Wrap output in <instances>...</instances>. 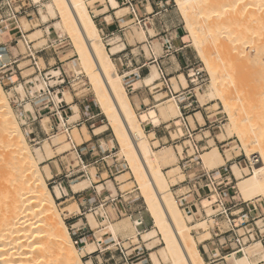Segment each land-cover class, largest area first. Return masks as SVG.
I'll return each instance as SVG.
<instances>
[{"label":"bare ground","instance_id":"1","mask_svg":"<svg viewBox=\"0 0 264 264\" xmlns=\"http://www.w3.org/2000/svg\"><path fill=\"white\" fill-rule=\"evenodd\" d=\"M31 1L39 5L40 24H30L27 20L20 19V28L26 32L28 40L34 43L33 47H43L47 42L45 35L54 37L55 33L49 27L41 28L42 24L46 25L50 21H55L52 25L54 29H59L70 38L81 72L75 68L73 70L77 75L85 74L96 103L107 121L105 126L96 128L93 134L98 136L104 132L103 129L111 128L113 140L108 141V148L118 150L116 155L126 161L131 174L138 182L140 197L151 219V227L140 233V240L146 243L145 246L149 251V263L205 264L198 245L211 239L207 229L209 222L208 220L195 221L193 216L195 213L191 211L183 215L175 195L184 189L181 186L175 192L171 190V187L184 181V175L180 171L181 167L169 164L166 170L162 168L165 163L168 164L169 161L176 159V155L182 156L183 147L176 146V151L164 148L152 129L147 133L144 131V128H153L157 123L173 121L177 128L175 134L181 137L183 131L179 118L182 114L179 104L177 100L171 98L149 107V101L144 100V104L139 106L140 112L138 114L135 112L123 80L129 76L138 75V73L124 70L123 74H119L112 60V57L122 54L126 45L120 43L119 36L109 39L104 44L94 18L102 16L109 23L111 19L108 14L109 10L115 12L117 19L131 16L125 20L132 25L131 28L135 34V39L131 35L128 37L127 42L131 45L136 41H144L145 30L150 37H155L151 26L146 29L151 22L147 19L149 21L146 23L147 26L141 27V23L135 19L129 7H121L117 0H49L45 4H42L41 0ZM175 2L181 16L185 19V28L189 38L209 73L210 83L203 94H198L197 99L202 106L206 102L220 99L223 111L228 115L227 127H222L221 132L214 138L206 130L198 136L199 139L201 138L199 141L207 139V146L202 149L196 166L201 165V169L215 172L214 177L218 178L222 173L219 169L232 162L234 155L232 156L231 153L237 152L241 146L245 151V157L250 158L254 155L258 158L257 163L249 171L235 163L231 164L229 166L231 176L228 179L233 178L236 181L234 188L242 200L253 201L258 197L264 199V131L261 128H253L258 124L255 123L256 119L259 121L258 119L264 114V102H260L262 103L259 104L262 105L259 106L260 108L250 107L254 110L251 111L252 115L249 112L240 113L232 107L236 101L240 100L234 97L237 90L234 88L235 92H233V88L229 86L233 81L232 75L236 68L231 62V58L236 55L237 51L233 44L238 43L239 47L238 45L236 47L239 51L237 52L240 55L243 53L241 55L244 56L242 69H248L252 65L255 73L260 74L259 78L264 77V0H175ZM241 2H245L242 8L238 7ZM95 3H99L102 7L99 9L94 7ZM89 6L91 7L90 12ZM145 8L150 14L151 7ZM197 25L200 27L198 28ZM248 25L255 27L258 32L254 34L255 31H253L252 34L251 29L245 31ZM121 28L124 31V27ZM250 33L256 35V38L252 39ZM60 37L62 38V35ZM9 40L8 32L0 31V43ZM19 46L21 47V43ZM157 47L156 55L160 52V47ZM142 51L146 58L150 59L151 54L146 45L142 46ZM252 52L255 53L253 57L250 55ZM117 57L121 60L119 56ZM39 60V69L43 70ZM26 64L27 62H24L21 66L24 67ZM147 68L148 74L141 78L140 82L133 84L128 89L129 92L133 93L141 86L148 87L151 91L161 90L162 85L159 82L161 74L158 66ZM28 70H24L22 74L27 73L24 77L33 75V78H28L22 83L17 81L15 76H8L1 82L2 85L10 89L11 85L16 84L10 90L17 92L22 98L30 96L34 99L36 93L40 101L35 98L37 100L35 105L44 103L42 101L47 103L50 98L44 95L43 91L51 84L46 83L41 76L35 75L32 69ZM58 75V71L50 73L51 79ZM39 79H42L41 82ZM255 81L251 89H259L263 91L261 95H264V80L256 79ZM169 83L174 93L188 88L187 79L181 73L177 76L169 75ZM229 87L232 95L229 93ZM237 95L240 94L237 93ZM244 97H241L242 100L246 99ZM52 99L55 103L61 102L59 96H53ZM179 99L182 98L179 97ZM62 101L70 111L67 123L73 127V124L77 122L74 119L79 117V108L72 104L71 96L66 91L63 92ZM156 101L159 99L156 98ZM26 105L31 108L30 104ZM243 111L245 112L244 108ZM48 120V117H44L42 121ZM56 120L61 130L65 120L59 113L56 114ZM187 121L193 130L205 124V119L200 112L189 115ZM61 133L65 134L67 140L65 150L56 149L54 151L46 142L47 140L43 141L41 152L46 161L55 158L54 153L63 154L68 146V151H72L67 134L63 131ZM73 133L78 145L69 135L75 146L83 145L82 139L89 138V132L85 126H82L80 130L74 128ZM172 136L174 134H171ZM232 136L237 138L240 146H233L220 152L216 143H224ZM184 144L188 143L185 141ZM71 154L74 155V152ZM191 170L192 168L189 172ZM89 175L88 179L79 178L78 182L77 180L70 182V189L73 193L85 191L91 186L92 178L90 173ZM51 177L52 172L49 165L39 167L31 154L15 119V114L9 106V100L0 85V264H83L81 258L95 251V245L89 242L81 250L74 247L68 228L62 219V214L71 216L73 211L69 207L57 209L55 201H62L61 189L55 186L51 191L47 187L45 179H51ZM124 177L125 174H121L115 178V181L117 179L118 182L124 183ZM116 184L118 185L117 182ZM80 187L82 189H79ZM102 187V185L98 186L100 190ZM113 189L116 193L114 186ZM212 201L203 199L198 212L201 214L202 210L206 217L210 218L215 213L211 208ZM76 210L79 212L78 207ZM85 217L87 224H91L89 227L95 226L97 229L95 235L98 242L103 241V235H107L106 242L108 243L119 241L117 236L122 231L128 232L129 237H127L130 241H138L133 225L131 224L132 227H130L127 220L112 223L108 220L97 221L91 214ZM97 223L101 226L98 227ZM73 225L77 227L78 222ZM191 231H195V235L200 236L198 242L195 241ZM108 235H111V238ZM160 242L163 244L162 248L159 252H154V245ZM240 253V256H227L225 264H253L254 261H256L254 264L264 263V248L258 241L245 247ZM208 255L217 257L218 253L215 255L209 252ZM85 264L92 263L86 260Z\"/></svg>","mask_w":264,"mask_h":264},{"label":"built area","instance_id":"2","mask_svg":"<svg viewBox=\"0 0 264 264\" xmlns=\"http://www.w3.org/2000/svg\"><path fill=\"white\" fill-rule=\"evenodd\" d=\"M117 1H120L122 6L129 7L131 13L135 16V19L145 27L148 18L142 19L138 16L133 5L134 0ZM20 19H25L30 24L38 23L40 20L39 5L34 4L31 0H0V31H7L10 37L9 41L0 43V80L3 82L8 76H15L17 81H20L23 79V68L28 67L33 70L35 75H39L41 78L44 77L49 84L50 77L47 76L49 70H40L38 59L42 53L52 47L48 45L35 49L32 43L28 40L26 32H23L20 28ZM159 36L163 57H167L169 54H177L179 52V49L174 45L177 35L172 36V33L165 30L161 32ZM101 37L106 43L107 37L103 35H101ZM59 40L60 39H58V41ZM20 43L21 47L19 46ZM59 43L61 42L59 41ZM148 47L151 48L150 46ZM20 49H23V52H21ZM163 57H157L151 52V57L148 62L149 64L158 66L161 74L159 80L162 85V90L166 92L168 97L176 98L180 105L183 129V135L181 137L175 139L169 137L168 142L173 147H176V145H183L184 141L188 143L183 147L182 156L178 157L179 165L181 166L182 171L187 175L184 181L179 184L183 187L184 191L176 195V201L182 210L186 209L191 212L194 210L197 216L202 219L207 217L205 214L203 217L198 212L201 201L203 199H208L210 201L213 200L211 208L214 209L215 213L211 216V219L214 222H224L226 227L223 229L215 223V227L211 229V239L207 242L213 243V250H210V253L217 251L218 255L217 257H208V255H206V257L208 264H224L227 256H240V252L246 246L257 241L264 247V218H260L255 203L252 201H244L236 196L237 194L234 185L232 184V180L228 179L231 175L227 167L220 168L222 173L218 178L214 177L213 171L200 168H197L194 172L188 173L192 166H196V162L199 161L202 149L207 146V142L203 141L204 139L197 141L195 136L197 131H203L206 124H204L203 127L197 126L193 130L189 126L186 117L189 113L194 112L191 110L192 102H188L192 95L190 92L194 91L197 86L203 85L206 82V76L201 68L189 69L186 72L188 88L185 90L181 89V92L179 93H174L169 87L168 75L165 73V70L160 63V59ZM124 58L126 59L125 56H123V59ZM54 59V65L50 68L60 71L59 75L54 78L56 83H54V85L46 86L45 91H43V94L49 97L50 101L48 100L47 103H41L39 109L35 107L38 105L33 104L32 111H24L25 121L31 126L28 135L32 136L31 142H34L35 144L39 143L36 141L39 137L40 131H37L35 127L33 128V123L42 117L41 112H45V115H49L50 118H52L49 132L63 131L67 134L68 140L72 145V150L77 156L80 169L76 170V167L71 166L63 173H56L51 177L50 181L60 189L63 187L69 189L70 181L78 180L79 178H90L87 171V168L89 167H93V169L97 170H105L109 179H114L115 175L122 173L127 167L124 161H121V164L118 166L114 165L117 160L113 157V150H102L98 147L96 154V152L91 149L90 154L94 155V157L88 163L83 159L87 151L82 154V151L79 150V147L84 146V144L81 146H75L72 143L69 135L72 125L67 123V112L70 114L69 108L62 101L55 103L52 99L53 96H59L62 99L64 90L68 88V86L71 88L72 85H70L69 77L66 73H64V71H62V73L61 69L56 66L57 62L58 64L61 63L60 59L57 56ZM22 61L27 62V65L21 67V64L23 63ZM134 63L136 64L135 61ZM170 65L172 64L170 63ZM144 66L145 65L139 66L137 70L138 75H135L136 77L141 73V69L145 68ZM185 69L187 68L185 67L184 70ZM190 72H192L191 75ZM189 87L192 88L190 89ZM14 97L15 101L17 103L19 102L18 105L23 108V106L20 105L22 103L20 97L18 99L17 94H15ZM179 97L182 99L180 100ZM84 102V100H78L77 105L79 113H81V110L87 112V107L84 105ZM57 113L61 114L65 120V124H63L61 130L59 129L56 120ZM93 118L94 117H87L82 121L81 118H79L73 125L80 127L90 122ZM212 124L213 123L208 122V125ZM210 127L211 126H208V128ZM41 134L48 139L49 134L47 132L41 131ZM167 134L169 136V133ZM257 159L258 158L254 155L250 158L236 157L233 162L239 167L251 169L252 166L257 163ZM109 160L111 163H109ZM86 191L87 190L81 191L77 193L76 196L79 197ZM93 194L95 196L93 202H89L86 199H81L79 201V212L71 218L72 220L77 219L76 222H79V225L77 227L73 224L69 225L70 238L77 250H81L89 241L95 245V251L86 254L82 259L90 260L92 264H143L144 262H147L149 260L147 258L148 254L145 253L148 252V250L145 246L142 247L138 241L133 244L132 241L127 240L129 242L127 247L124 246L126 243L122 241H113L111 242V246H107V243H105L107 235H103V241L98 242L95 232L89 227L85 217L86 214H91L97 221H110L114 217H127L137 233V238H140V233L150 228L151 224L148 227L146 226L145 218L149 217V215L143 199L138 195L139 190L137 185L134 183V187L130 190L124 192L118 190L115 194L108 190L107 195L102 198H100L99 194H96L95 192H93ZM74 195L75 194H72V196ZM238 220L241 221L237 224L236 222ZM203 252L206 254L204 250ZM145 255H147V257Z\"/></svg>","mask_w":264,"mask_h":264},{"label":"rangeland","instance_id":"3","mask_svg":"<svg viewBox=\"0 0 264 264\" xmlns=\"http://www.w3.org/2000/svg\"><path fill=\"white\" fill-rule=\"evenodd\" d=\"M48 1L49 0H41V3L42 4H45ZM148 1L149 2H153V4L156 5V9H154V13L152 15V16H154L153 17V19H154L153 20V24H155V26L163 27V29H165V27L166 28L169 27V32L172 33V36L177 35V40L176 41L177 42L182 41V43L184 44V45H181L180 44L179 46L176 45V44H174V45H175V47L177 49L180 46L181 47H184V49L182 50V53L184 54V56L187 59L186 62H185L186 65L184 64V66L181 67V69L178 70L177 72H173L174 70H172V69H167L165 73L167 75L169 73H171L169 75H172V76H177L178 74L181 73V74H183L186 77V72L189 69H191V68H193V69H195V68H201L203 70V72L205 73L206 82L203 85L197 86L194 91H191L190 92V93H192V95L189 98V101L188 102H192V108H191V110H193L194 112L193 113H189V115H192L195 112H202L203 116L205 117V124H206L205 125V128L201 132H198V131L196 132V135L195 136H196V140L197 141H199L201 139V138L199 139L198 136H200L205 130L206 131H209L210 132V136L212 138H214L217 134H219L221 132V128L222 127L223 128L224 127H227L228 115H227V113H225L223 111V105H222L220 99L217 98L214 101L206 102L205 105H203V106L200 104V102L197 99L198 94H203L205 92L207 85L210 83V79H209L208 70L206 69V67L201 62L202 61L201 60V57L198 54L197 50L195 49V47L193 46V44H192V42H191V40L189 38V35H188L187 30L185 28L186 27L185 19L183 18V16H181L175 0H148ZM244 4H245V2H241V3H239V6L238 7H241L242 8V5H244ZM144 5H146V4H144ZM210 5H211V3L209 4L208 7H210ZM120 6L123 7L121 4H120ZM94 7H96V8L99 9L102 6L99 3H95ZM88 9H89V12H90L91 11V7L89 6ZM109 11H112V10H109ZM95 18H97V17H95ZM129 18H131V16L124 17V18L121 19L122 20L121 27H124L123 34H124V37L125 38H122L120 35L117 34V35H114V36L106 39V42H107L109 39H111V38H113L115 36H119L121 38L120 43H123L126 46L128 45V46L131 47L130 49L127 48V51L124 53V51L126 50V47H125V50L122 52V54L121 55H117V56H119L121 58L120 61L117 59L118 58L117 56L116 57H112V60H113V62L116 65L117 71L119 70L118 71L119 74H123L124 70H127L128 72H130V71H137V70H133L135 68L134 61H135L136 58H139L140 57V53L142 55H144L143 54L144 52L142 51V46L143 45H146L147 46V44L145 43L146 42V34H145L144 41H142V42L141 41H136V43L133 44V45H131V44H129L127 42L128 41V37H130V35L132 36L133 39H135L134 38L135 37V34L133 32L134 30L131 28L132 25H129V23L125 22V20H127ZM148 20L150 21V19H148ZM148 20H146V23L149 22ZM110 21H111V19H110ZM54 23H55V21H50L46 25H44V24L41 25V28H44L45 26L49 27V29L52 30L55 34H53L54 37L51 36V35H45V39H47V42L44 44V46H48L49 45L52 48L47 49L44 53H42L40 55V57H39V59H40L39 60V63L43 67V68L41 67L42 69L49 70L48 73H47V76L50 77L51 71H57V70H54V69L50 68L51 66L54 65V62H55V59L54 58L57 56L60 59L61 63L58 64V62H57L56 66L61 69V72L64 71V73H66V75L69 77L70 85H72L71 88H70V86H68V88H66L64 90V92L65 91H66V93L68 92V94L71 96L72 104H75L76 105V104H78V100L79 101L84 100L85 101L84 102V105L87 107L86 108L87 109V112L86 111L84 112V111L81 110V113H79V117L76 118V119H74V121H78L79 118H81V121H82V120L86 119L87 117H94L92 120H90V122L87 123V128L91 127V130L94 131L96 128L103 127V126H105L107 124L106 118L102 114L100 108L98 107V105L96 103V100H95L94 94L92 92L91 86H90L89 81L86 78L85 74L82 73V74L77 75V74H75V72L73 70V68H75L77 71H80L81 72V69H80L79 64H78V61H77L78 58H77V55L74 52V49L72 47V43H71L70 38L66 34L62 33L59 29H54L52 27V25ZM201 23H199V24H201ZM38 24H40V23L38 22ZM151 24H152V22H151ZM141 27H143L142 24H141ZM197 27L199 28L200 26L197 25ZM247 27L248 28L245 29V31H248L249 29H251V33L252 34L254 33L253 31H255L254 34H256V32H258V30H256L255 27L253 28L250 25H248ZM145 33H146V30H145ZM251 33H250V37L252 39L256 38V35H252ZM154 34H155V32H154ZM246 34H248V33H246ZM61 35H62V38L60 37ZM159 37L160 36H156L153 40H157V39H159ZM58 39H60L59 41L61 43H59ZM62 39L65 40V41H63ZM101 39H102V37H101ZM102 42L104 44H106L103 40H102ZM33 44L34 43H32V45ZM152 45L153 46L151 47V50L147 46L150 54L153 51L154 55L157 56V57H160L161 55H163L162 54V48H161V45L159 43V40L158 41H154V43ZM237 45L239 47V44L238 43L237 44H233V46L236 48V50L239 51L238 47H236ZM157 46L160 47V52H158V54L156 55L155 53L158 51V47ZM38 47L41 48L42 46H34L35 49H38ZM130 50H132V54L130 53ZM133 50H136V51L133 52ZM140 50L143 53L140 52ZM20 51L23 52V49H20ZM237 51H236V53L234 51V53L236 55L239 53ZM126 53L128 54V56L126 57V59L125 58L123 59V56H124L123 54H126ZM254 54L252 52L250 55L252 56ZM174 55H176V54H169L167 56V58H169V57L171 58V61L170 62L172 63V65H173V63L174 64L176 63V59H175ZM236 55H234L235 58H234V56L231 58L232 59L231 62L234 64V66L236 68L234 69V75H232L234 77L233 78V81H231L232 83H230L232 86L231 85H229V86L233 88L232 89L233 92H235L234 91V88L237 90L235 92V94H234V97L236 98V100H238V99H240V100H238V102L236 101V104H234V106L232 105V107H233V109L236 108L235 110L239 111L240 113H242V112L243 113L249 112V114L252 115V112L251 111H254L252 109H256V107L257 108H260L262 106V105H259V104H262L260 102H264V101H262V100H264V98H263L264 95H261V94H263V93H261L263 91H261L259 89L254 90V89H251V88H253L252 87L253 82H254V84L256 83V81H255L256 79L257 80L258 79L259 80H264V77H262L260 79L259 78V75L260 74L255 73L256 72L254 70L255 68L252 69L253 66L251 64H249L251 66H249L248 69H242L243 68V64H244V61H243L244 56H241V55H243V53L241 55L239 53V57H238V55L236 57ZM146 59H149V57H147ZM129 61H131L132 63H130ZM22 62L24 63V61H22ZM144 65H146V66H144L145 68H143V70H142L143 72L142 73H139V76L138 77H136L135 75H133V76H129L128 78H125L123 80V82H124L123 84H124V86L126 88V91L128 92V96H129L130 102H131V104H132V106H133V108H134V110H135V112L137 114L140 112V107L139 106L144 104V100H148L149 101L148 102L149 107H152V106H155V105H157V104H159L161 102H164V101H166L168 99H171V97H168L167 94L164 92V90H162V86L160 88L161 90L156 89L155 91H151L148 87H145V86H141L140 88L136 89L133 93H131V92L128 91V89L131 88L133 86V84H135L137 82H140V79L143 78L144 76H146L148 74V68L147 67H149V66H156L154 64H149L148 61H144ZM169 66H171L170 63H169ZM185 67L187 69L184 70ZM166 68H168V67H166ZM28 69L30 70V68H28V67L27 68H23V71L24 70H28ZM58 72H60V71H58ZM191 73L192 72H190V75H191ZM24 74L26 75L27 73H24ZM24 74H22L23 79L22 80L19 79L20 80L19 82H22L23 83V82H25L26 79L33 78L32 77L33 75L32 76H29V77H24L25 76ZM169 75H168V83H169ZM49 79H50L49 80V83L51 85H54V82H56V81H54L55 79H51V77ZM186 79H187V77H186ZM39 80L41 82L42 79H39ZM43 80H45L44 77H43ZM1 82L2 81L0 80V85L2 86V88H3L4 92H5V95L7 96L8 100H9V106H10V108L12 109V111L15 114V119H16V121L18 122V124L20 126L21 132L24 135V138L26 140V143L28 145V148H29L31 154L34 156V158H35L38 166L41 167V166L46 165V164H48L49 166L52 165L54 167V170H52V171H54L55 174L56 173H60V172L63 173L65 170L69 169V167H71V166L72 167H76V170L80 169L79 164H77L78 163V160H77L76 154L75 153H74V155L71 154V152H74L73 150L71 152L68 151V147L69 146L66 147L67 151H65L63 154H59L58 155L57 153H54L55 154V158H53L52 160H48V161L45 160L44 155L41 152V145H42L43 141L47 140L46 142L49 143L51 149L54 150V151L56 149H63V150H65V144L67 142L66 137H65V134H63L61 132H55V131L53 133H50L49 132L50 131V128L49 127H51L52 118H50L49 115H45V112H41L42 117L39 118V119H37L33 123L34 124L33 125V128L35 127L37 131H40L39 132V137H38V139L36 141V142H39V143L38 144H35L34 142H31L32 136H29L28 135V132L31 129V126H29V123H27L25 121L24 111L25 112L26 111H32L31 108H33V106H34L33 104L37 100L40 101V99H37L38 95L36 93H35L34 99L36 98L37 100L36 99L34 100L30 96H28V97L26 96V98H22L19 94H17V92H14V91L10 90L16 84L15 85L14 84L11 85V87L9 89L8 87H5L4 85H2ZM45 82L48 83L46 80H45ZM187 82H188V80H187ZM170 84L171 83H169V87L171 88V85ZM230 87H229V91L230 92L229 91L228 92L230 93V95H232L231 88ZM189 88L191 89L192 87H189ZM180 92H181V89H180ZM237 93H239L240 95H237ZM246 93H248V94L246 95ZM15 94H17V98L18 99L20 97V100L22 101V103L20 105L23 106V108H21L18 105L19 102L17 103L15 101V97H14ZM136 94H138V97H137ZM161 95H164L165 97L162 98ZM237 97H239V98H237ZM241 97L242 98L244 97L246 99L245 100H242ZM156 98H158L159 101H156ZM261 98H262V100H261ZM174 100H176V98H174ZM60 101H62V99H60ZM244 101H246V103H245L246 105L244 104ZM42 102L46 103L45 101H42ZM26 104H30L31 108L30 107H27ZM35 107L37 109H39L41 107V103L38 104V106H35ZM179 107H180V105H179ZM250 107L251 108L253 107V108L251 109ZM243 108H244L245 112L243 111ZM241 109H242V111H240ZM210 114L212 115L211 117L209 116ZM67 115L69 116L70 114L67 112ZM189 115H187L186 117H188ZM262 115L263 116L260 117L262 120L259 118L258 119L259 121H257V119H256V122L255 123H258V124L256 125L257 128L255 126L253 127L254 129L261 128L264 131V121H263L264 114H262ZM253 116L255 117V114L254 113H253ZM44 117H48L49 120L46 121V122H43L42 120H43ZM207 119H208V122H211L213 124L212 125H208ZM179 120L181 121V118H179ZM181 123H182V121H181ZM255 123H254V125H255ZM259 124H260V127H259ZM39 125H40V127H39ZM82 126H80V128L75 127V126L72 127V132H71L70 135H71V138H72V140L74 141V143L76 145H78V144L76 143V140L74 138L73 129L76 128L77 130H80ZM208 126H211V127L208 128ZM58 127L60 128V126H58ZM46 128H48V129H46ZM219 128H220V130H219ZM151 129H152L151 127H147L146 128V130H147L146 133L148 131H150ZM153 129L159 131V133L161 134V136H163L164 134L167 135V133H169V136L168 137H171V134H174V136H172L171 138L172 139L178 138L176 136V134H175L177 128L174 125V122L173 121H170L169 123H157L156 125L153 126ZM91 130L89 129L88 132L91 133ZM41 131L47 132L49 134L50 139H47V137H43L42 134H41ZM103 131H104L103 132V136H107L104 139L105 144H106V147L104 146L105 144H104L103 141L100 140L99 143L101 145L102 150L103 149L110 150L108 148V141L109 140H113L112 130H111V128H106V129H103ZM182 131H183V129H182ZM101 135H102V133H101ZM89 139H90V135H89V138L88 139L83 138L82 141H81V143L83 144L85 141H88ZM163 141L165 143L164 144H161L160 143V144L164 148H171L172 150L176 151L175 150L176 147L171 146L170 143L167 142L165 139H163ZM203 141L206 142L207 139H204ZM60 142H62V143H60ZM216 144H217L220 152H224L226 149H228L230 147H233V146H240V143H239V141L237 140V138L235 136H232L230 139H228L224 143H216ZM184 145L181 144V145H176V146H182V147H184ZM117 152H118V150L115 148L113 150L115 159L117 161H124V163L126 164L127 169L124 170L122 173H119V174L115 175L114 176V179H112V178L111 179H106L105 185L100 184L103 187L104 186H106V188L109 187V188H107L108 190L112 189V193L113 194H115L113 192V190H114L113 189V186H114V188H115L116 191H118V189H119L120 191H123V192L124 191H128L131 188H133L134 187V183L139 188L138 182L135 181L134 176L131 174V172H130L128 166H127L126 161L123 160L122 158H119L116 155ZM234 153H236V155ZM244 153H245V151L241 148V146H240V149H238L237 152H232L231 154H232V156L233 155L234 156L232 158V162L226 165L227 169H229V166H231V164L234 163L233 160L236 157L244 158L245 157V154ZM109 163H111L110 160H109ZM161 163H163V162H161ZM169 164H172V166H179V167H181L179 165V158H178L177 155H176V159L169 161L168 164L165 163L162 166V168H165L164 170H166L168 168ZM200 166L201 165H198V166H195V167L192 166L191 167L192 170L190 172H188V173L194 172L197 168H200ZM242 168H245V167H242ZM88 170H89V173L91 174L92 183L93 182L96 183V180H94L95 170L93 169V167H89ZM249 170H251V169H248V171ZM180 171L184 175V178L183 179H185V177H186L187 174L184 173V171H182V169ZM121 174H125V177L126 178L124 177V179H123L124 180V183L118 182L117 179L115 181V178L117 176H120ZM214 174H215V172H214ZM52 176H54V175L52 174ZM106 176H107L106 173H104L102 175V178H106ZM231 180H232V184L235 186L236 181L233 178H231ZM76 182H78V180ZM116 182L118 183V185L116 184ZM45 183H46L47 187L52 191V189H53V187L55 185L52 184V182L50 181V179H45ZM124 184L126 186H123ZM179 184H180V182H179ZM179 184L177 186H175V187H171V190L173 192H175L179 187H181V185H179ZM100 185L97 183L96 186L98 187ZM65 188L66 187H63V190L62 189L60 190L61 191V195H62V201H55V202H56V207H57L58 210H61V209L65 208V207H69V209H71L73 211L71 216H67V215L62 214V219H63L64 223L66 224V226L68 228V231H69V225L74 224L77 221V219H73L72 220L71 218L73 217V215H76L78 213L77 210H76V207H78V202H76L74 199H71L70 198V197H72V195L69 192V191H71L70 187H69V189L68 188L65 189ZM79 189H82V188L80 187ZM96 190L98 192H100L102 189L100 190L99 188H97ZM236 194H237L236 196L239 199H241V197L238 195V193H236ZM138 195L140 196V191H139V194ZM175 197H176V195H175ZM252 202L255 203V205L257 206V210H258V214H259L260 218H264V199L261 198V197H258L256 199H254ZM180 209L182 210V208H180ZM199 209H201V208L199 207ZM188 212H189V210H186V209H183L182 210L183 215H186ZM204 214H205V212L201 210V215L203 217H204ZM86 215H88V214H86ZM254 216H256V215H254ZM126 220H127V223L130 225V227H132L131 222H130L129 219H127V217H121V218L114 217L110 221L112 223H114V222L115 223L116 222L118 223L120 221H126ZM194 220L195 221H205V220H208L209 227L207 229H208V232L210 233V235H211V229L213 227H215V223H217L218 226L221 227V228H223V229H225V227H226V224L224 222H222V221L214 222V221H212L211 217L210 218H202V219H200L197 216V218L196 219L194 218ZM121 224H122V222L120 223V225ZM78 225H79V222H78ZM89 225L91 226V224H89ZM97 226L100 227L101 225L99 226V224H98ZM92 230L95 232V230H97V229L95 228V226H93ZM191 234L194 236L195 241L198 242L200 236L195 235V231H191ZM128 235H129L128 232L127 233H124L122 231L117 236L119 241H122V242H124V243L127 244V245H124L125 247H127L129 245V242L127 241V240H129V238H128L129 236ZM108 237L111 238V235H108ZM89 243H91V241H89ZM106 243H107V246H109V244H111V242L108 243V241ZM135 243L136 242H133V244H135ZM138 243L142 247L146 245V243H143L140 240L139 237H138ZM162 246H163L162 242L156 243L154 245L153 251L154 252H159L160 249L162 248ZM210 247H211V249H209V252H210V250H213V247L212 246H210ZM146 249H147V247H146ZM198 249H199V251L201 253V256L203 258L204 263L205 264H208V260H207L206 255H208L209 252L207 250L208 247L206 245V242L203 243V244H201V245H198ZM202 249H204V251L206 252V254L203 252ZM145 254H148L149 255V251L146 252ZM213 254L217 255V252H214L213 251ZM145 256L147 257V255H145ZM210 256L208 255V257H210ZM81 261L83 262V264H85V262H86V260L85 259H82V258H81ZM254 263H256V261H254L253 264ZM109 264H113V263H109ZM116 264H124V263H116ZM143 264H150L149 263V260L147 262H144ZM168 264H171V263H168ZM259 264H264V263H259Z\"/></svg>","mask_w":264,"mask_h":264},{"label":"crops","instance_id":"4","mask_svg":"<svg viewBox=\"0 0 264 264\" xmlns=\"http://www.w3.org/2000/svg\"><path fill=\"white\" fill-rule=\"evenodd\" d=\"M118 3H119V5L121 4L120 3V1H118ZM144 4H146V5H144ZM150 4V5H149ZM133 5H134V7H135V9H136V12H137V14H138V16L140 17V18H142V19H146V18H148V19H150V21L152 22V24H150V25H146L145 27H146V29L148 28V27H152V29H153V31L155 32V35L156 36H159V34L161 33V32H163V31H165V30H167L168 32H169V27H165V29H163V27H159V26H155V24H153V17L154 16H152L153 15V13H154V9H156V5H154L153 4V2H149L148 0H134V3H133ZM147 6H150L151 7V13L149 14V13H147V11H146V8L145 7H147ZM142 8V9H141ZM115 12H113V11H109V15L111 16V21L108 23L106 20H105V17H102V16H99V17H97V18H95L94 19V22H95V25H96V27H97V29H98V31H99V33H100V35H103V36H105V37H107V39L108 38H110V37H112V36H114V35H120L122 38H125L124 37V34L122 35V33H123V30H122V28H121V23H122V20L121 19H117L116 17H115V14H114ZM146 44H147V46H150V47H152L153 45V43H154V41H158L159 40V43H160V45H161V41H160V37H159V39H157V40H153L155 37H150L149 36V34H148V32L146 31ZM177 40V39H176ZM174 44H176V45H184L183 43H182V41H179V42H177V41H175L174 42ZM127 48H131L130 46H126V50L124 51V53L127 51ZM161 48H162V45H161ZM179 49V52L176 54V55H174V57H175V59H176V63L174 64L173 63V65H171V66H169V62L171 61V58L169 57V58H167V57H163V55H161L160 57H163L162 59H160V63L162 64V67H163V69L165 70V72H166V70L167 69H172V70H174L173 72H176V71H178L179 69H181V67H183L184 66V64H185V62H186V57L184 56V54L182 53V50L184 49V47H179L178 48ZM140 52H142L141 50H140ZM130 53L132 54V50H130ZM143 53V52H142ZM144 54V53H143ZM124 56L125 57H127L128 56V54L126 53V54H124ZM151 57V56H150ZM136 58V57H135ZM149 59H146V57H145V55H142L141 53H140V57L139 58H136L135 59V62H136V64H135V68L133 69V70H138V68H139V66H143L144 65V61H148ZM130 63H132L131 61H130ZM142 63V64H141ZM132 65V64H131ZM138 66V67H137ZM146 66V65H145ZM166 67H168V68H166ZM143 69H141V73L143 72L142 71ZM169 74H171V73H169ZM168 74V75H169ZM137 95V97H138V94H136ZM153 100V99H152ZM77 105V104H76ZM78 106V105H77ZM201 114H202V112H200ZM202 116H203V114H202ZM204 117V116H203ZM204 119H205V117H204ZM83 126H85L86 128H87V124H84ZM78 128H80V127H78ZM89 129L91 130V127H89V128H87V130L89 131ZM152 130L154 131V133H155V135H156V137H157V139L159 140V142L161 143V144H164L165 142L163 141V139H165L167 142L169 141V137H168V134L166 135V134H164L163 136H161V134L159 133V131H157V130H155V129H153L152 128ZM144 131L146 132L147 130L144 128ZM93 130H91V133H89V135H90V139L88 140V141H85L83 144H84V146H81V147H79V150L80 151H82V154H84L86 151H87V153H86V155H84V157H83V159L86 161V162H90V160L94 157V155H91L90 154V151H91V149L94 151V152H96V154H97V150H98V147L99 148H101V145H100V143H99V141L101 140V141H103L104 142V144H105V141H104V139L107 137V136H103V133H102V135L100 134V135H98V136H95L94 134H93ZM104 137V138H103ZM207 142V141H206ZM105 147H106V144L104 145ZM102 149V148H101ZM113 154V153H112ZM113 157H114V154H113ZM115 158V157H114ZM121 164V161H117L116 163H114V165H116V166H118V165H120ZM50 167V169H51V171L52 170H54V167L51 165V166H49ZM95 170V174H94V178L96 179V183H92L91 184V186L87 189V191L85 192V193H83V194H81L79 197H77L76 196V194L77 193H73V192H71V191H69L70 192V194L72 195V194H75L74 196H72V197H70L71 199H74L76 202H78L79 203V201L81 200V199H86L87 201H89V202H93L94 200H95V196H94V194H93V192H95L96 194H99V196H100V198H102V197H104V196H106L107 195V193H108V189L106 188V186H104V187H102V190L100 191V192H98L96 189L98 188L96 185H97V183L98 184H102V185H105V182H106V179H109V177L108 176H106V178H102V175L104 174V173H106L105 172V170H97V169H94ZM87 171L89 172V170H88V168H87ZM52 174L53 175H55V173H54V171H52ZM107 174V173H106ZM82 191H84V190H82ZM81 192V191H80ZM104 193V194H103ZM192 213L194 214L193 216H194V218L196 219V217H197V214H196V212L194 211V210H192ZM145 223H146V226L148 227V226H150V224H151V220H150V218L149 217H146L145 218ZM206 245H207V247H208V250L209 249H211V247L210 246H212L213 247V243L212 242H206Z\"/></svg>","mask_w":264,"mask_h":264}]
</instances>
